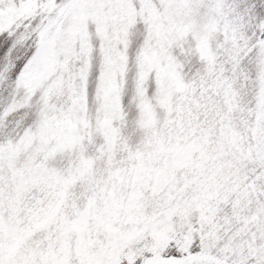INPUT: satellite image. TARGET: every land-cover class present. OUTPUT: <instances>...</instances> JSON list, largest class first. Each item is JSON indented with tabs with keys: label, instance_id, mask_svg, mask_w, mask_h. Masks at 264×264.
I'll use <instances>...</instances> for the list:
<instances>
[{
	"label": "snow or ice",
	"instance_id": "snow-or-ice-1",
	"mask_svg": "<svg viewBox=\"0 0 264 264\" xmlns=\"http://www.w3.org/2000/svg\"><path fill=\"white\" fill-rule=\"evenodd\" d=\"M0 264H264V0H0Z\"/></svg>",
	"mask_w": 264,
	"mask_h": 264
}]
</instances>
